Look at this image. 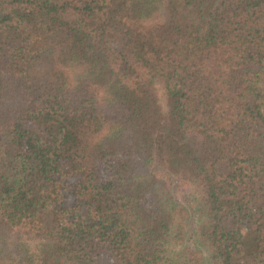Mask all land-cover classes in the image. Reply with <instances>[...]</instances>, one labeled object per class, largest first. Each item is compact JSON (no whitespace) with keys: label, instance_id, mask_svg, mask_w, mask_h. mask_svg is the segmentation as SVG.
<instances>
[{"label":"trees","instance_id":"obj_1","mask_svg":"<svg viewBox=\"0 0 264 264\" xmlns=\"http://www.w3.org/2000/svg\"><path fill=\"white\" fill-rule=\"evenodd\" d=\"M0 264H264V0H0Z\"/></svg>","mask_w":264,"mask_h":264},{"label":"rangeland","instance_id":"obj_2","mask_svg":"<svg viewBox=\"0 0 264 264\" xmlns=\"http://www.w3.org/2000/svg\"><path fill=\"white\" fill-rule=\"evenodd\" d=\"M44 62H46V61H44ZM188 192H190V189H189V188H186V194H187ZM248 236H249V233H246V237H247V238H248Z\"/></svg>","mask_w":264,"mask_h":264}]
</instances>
